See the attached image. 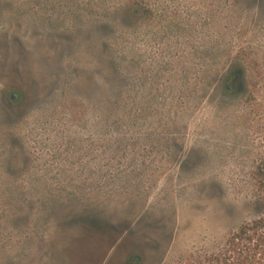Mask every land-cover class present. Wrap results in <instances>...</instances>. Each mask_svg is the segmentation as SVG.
I'll use <instances>...</instances> for the list:
<instances>
[{"label": "rangeland", "instance_id": "rangeland-1", "mask_svg": "<svg viewBox=\"0 0 264 264\" xmlns=\"http://www.w3.org/2000/svg\"><path fill=\"white\" fill-rule=\"evenodd\" d=\"M263 158L264 0H0V264L213 248Z\"/></svg>", "mask_w": 264, "mask_h": 264}, {"label": "trees", "instance_id": "trees-1", "mask_svg": "<svg viewBox=\"0 0 264 264\" xmlns=\"http://www.w3.org/2000/svg\"><path fill=\"white\" fill-rule=\"evenodd\" d=\"M138 9L147 15L151 13L147 8ZM138 9L132 8L133 13L137 14ZM243 72L241 66L232 64L221 82L222 91L229 94L238 90ZM252 179L255 197L264 203V158L256 165ZM168 264H264V208L228 231L213 248L192 250L184 258Z\"/></svg>", "mask_w": 264, "mask_h": 264}, {"label": "water", "instance_id": "water-1", "mask_svg": "<svg viewBox=\"0 0 264 264\" xmlns=\"http://www.w3.org/2000/svg\"><path fill=\"white\" fill-rule=\"evenodd\" d=\"M11 98H12V99H14V98H15V95H14V94H12V95H11Z\"/></svg>", "mask_w": 264, "mask_h": 264}]
</instances>
